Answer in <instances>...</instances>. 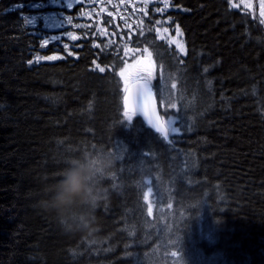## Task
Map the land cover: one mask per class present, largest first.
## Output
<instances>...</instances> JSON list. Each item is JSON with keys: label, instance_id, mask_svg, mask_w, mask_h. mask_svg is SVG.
Here are the masks:
<instances>
[{"label": "trees", "instance_id": "obj_1", "mask_svg": "<svg viewBox=\"0 0 264 264\" xmlns=\"http://www.w3.org/2000/svg\"><path fill=\"white\" fill-rule=\"evenodd\" d=\"M168 2L186 54L157 37L156 15L65 49L48 40V0H0V264H264V25L228 0ZM145 46L160 112L181 118L168 139L123 116L117 73ZM161 64L176 108L160 103ZM117 145L90 182L94 212L58 201L73 168Z\"/></svg>", "mask_w": 264, "mask_h": 264}, {"label": "rangeland", "instance_id": "obj_2", "mask_svg": "<svg viewBox=\"0 0 264 264\" xmlns=\"http://www.w3.org/2000/svg\"><path fill=\"white\" fill-rule=\"evenodd\" d=\"M261 2L262 0H235L238 6L252 10L264 21V16L261 15L260 9ZM68 3H72L73 6L68 8ZM48 4L55 8V10H49V12L46 11L44 13V17L48 21V26L53 31V34L48 40L51 42L58 40L63 45L67 44V48L69 49L71 46L70 43H74L83 37L92 38L99 35L111 39L112 35L115 37H124L127 34L136 33L137 28L145 19L148 20L155 15H160L155 18V21H161L162 15L160 12H156L155 8L162 7L164 0H48ZM247 5H251V7H247ZM131 8L135 16L132 14ZM73 12L74 14H72ZM68 17H71V24L67 22ZM162 25L163 27H168V36L179 40L185 46L182 35L176 34L175 27L170 28L166 23H162ZM108 28H111V32L107 30ZM61 30H64V32H57ZM68 32H72L76 39L69 37L67 35ZM161 35L164 34L161 33ZM52 37L56 38L52 39ZM64 38H67L70 43L64 40L61 41ZM53 56L57 58L44 60L54 61L58 59V55ZM156 72L155 68V76ZM174 120L177 123L176 117L173 115L165 119V125L168 129L172 126L178 127L177 124L173 125L171 123ZM169 131L170 134H175L171 130ZM152 193L151 191L150 195ZM86 203L88 202L86 201Z\"/></svg>", "mask_w": 264, "mask_h": 264}, {"label": "snow or ice", "instance_id": "obj_3", "mask_svg": "<svg viewBox=\"0 0 264 264\" xmlns=\"http://www.w3.org/2000/svg\"><path fill=\"white\" fill-rule=\"evenodd\" d=\"M229 4L232 5V0H228ZM73 5L72 3H68L67 7L71 8ZM169 7L168 0H164L163 8L156 7V12H164ZM247 7H251V5H247ZM261 15L264 16V0H262L260 4ZM147 14V13H145ZM171 20V17L167 18ZM27 23L31 24L34 22L33 19L26 20ZM67 22L69 24L72 23L71 17H68ZM264 22V21H262ZM157 25L161 24L160 20H156L155 22ZM63 27V25H62ZM157 37L161 40H166L169 44H174L177 53L186 54L185 46L179 40L168 36L169 29L168 27H157L155 29ZM175 32L177 35H182L180 32L179 25L175 26ZM163 33L164 35H161ZM143 34V33H141ZM67 35L72 39H76L72 32H68ZM56 37H52L55 39ZM48 40L42 41V44H47ZM65 49H67L68 45H64ZM125 47H127L125 45ZM131 51L139 53L138 56L134 57V62L129 64L127 60L124 61L123 66L119 68L117 75L120 76L121 80L123 81V116L126 118L127 121H132L133 117L136 113L141 112L147 118L148 123L158 132L164 135L167 138L168 129L165 126L164 118L157 115L156 113V99L153 91L152 81L156 78L155 77V61L153 59V51L150 50L148 46L143 47H136ZM128 55V52H125V56ZM55 56H47L43 57V59H56ZM183 63V60L179 61ZM95 63V62H93ZM95 67L100 71L104 72L105 67H101L100 64H95ZM171 77L168 79L165 78L164 71H163V64L160 65V85L158 88V92L160 95V103L161 105L167 104L170 108H176L175 100L172 96V90L176 88L175 82H172L169 88V81ZM180 117H177V120H180ZM173 125L176 124V121L171 122ZM171 131L176 133L179 131L178 127L172 126ZM118 153L117 158L119 155L127 151V149L122 145H117ZM148 183V181H145ZM151 188H148L147 192L144 194V199H148L149 193H151ZM151 206L148 207L149 214L151 213ZM173 256L176 253H172Z\"/></svg>", "mask_w": 264, "mask_h": 264}, {"label": "clouds", "instance_id": "obj_4", "mask_svg": "<svg viewBox=\"0 0 264 264\" xmlns=\"http://www.w3.org/2000/svg\"><path fill=\"white\" fill-rule=\"evenodd\" d=\"M94 159L98 164L94 169L76 167L69 172L63 191L58 197L59 202H62L67 194H71L77 199L87 198L88 206L92 212L99 206L103 199L102 191L100 188L93 191L90 182L93 178L103 176L113 169L117 157L110 152L98 151Z\"/></svg>", "mask_w": 264, "mask_h": 264}, {"label": "water", "instance_id": "obj_5", "mask_svg": "<svg viewBox=\"0 0 264 264\" xmlns=\"http://www.w3.org/2000/svg\"><path fill=\"white\" fill-rule=\"evenodd\" d=\"M155 99H156V97H155ZM156 113H157V115H159V116L162 117V115H161V113H160V108H159V104H158L157 100H156ZM137 114H139L140 116H142V118L146 121V123L149 124L147 118L144 116L143 113L138 112ZM149 125H150V124H149ZM150 126H151V125H150ZM151 127H152V126H151ZM152 128H153V127H152ZM154 130H155V129H154ZM155 131H156V130H155Z\"/></svg>", "mask_w": 264, "mask_h": 264}, {"label": "bare ground", "instance_id": "obj_6", "mask_svg": "<svg viewBox=\"0 0 264 264\" xmlns=\"http://www.w3.org/2000/svg\"><path fill=\"white\" fill-rule=\"evenodd\" d=\"M153 82L154 81H152V85H153ZM153 91H154V95H155V97H156V100H157V102H158V104H159V101H158V98H157V96H156V92H155V90H154V88H153ZM161 113V112H160ZM162 115V114H161ZM163 117V116H162ZM176 120H177V118H176ZM145 121V120H144ZM145 123H146V121H145ZM147 124V123H146ZM176 124H178V120H177V123ZM149 125V124H148ZM150 126V125H149ZM166 126V125H165ZM166 128L168 129V127L166 126ZM154 129V128H153ZM169 130H171V128H169L168 129V135H167V138L166 139H168L169 137H170V131ZM177 133V132H176ZM175 133V134H176ZM171 135H174V134H171Z\"/></svg>", "mask_w": 264, "mask_h": 264}]
</instances>
